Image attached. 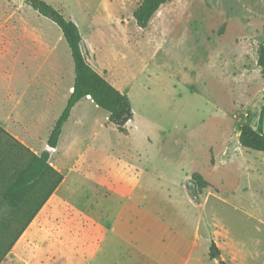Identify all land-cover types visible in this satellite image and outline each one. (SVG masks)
<instances>
[{
  "label": "rangeland",
  "instance_id": "1",
  "mask_svg": "<svg viewBox=\"0 0 264 264\" xmlns=\"http://www.w3.org/2000/svg\"><path fill=\"white\" fill-rule=\"evenodd\" d=\"M43 1L75 23L86 61L128 97L132 118L120 132L89 97L73 106L51 154L64 183L21 234L28 208L14 215L2 194L28 154L0 133V255L12 243L0 264H219L212 242L226 264H264V154L238 142L264 102V0H168L145 28L133 18L143 0ZM20 16L42 42L35 57L53 68L48 112L22 135L45 151L73 63L53 22L27 0H0V32ZM118 171L130 191L124 207L109 199Z\"/></svg>",
  "mask_w": 264,
  "mask_h": 264
},
{
  "label": "trees",
  "instance_id": "2",
  "mask_svg": "<svg viewBox=\"0 0 264 264\" xmlns=\"http://www.w3.org/2000/svg\"><path fill=\"white\" fill-rule=\"evenodd\" d=\"M167 1L143 0L142 4L133 14L136 25L139 28H145L159 7ZM27 5L38 15L50 20L58 27L62 38L68 46L73 63L74 78L72 91L67 99L65 108L50 130L47 146L52 149L56 147L62 127L68 120L71 109L78 101L87 97H89L96 107L107 114L109 123L113 124L118 131L123 132L124 125L132 118L129 99L125 94L114 88L103 76L94 71L86 61L80 49L81 36L75 23L67 20L60 10L43 0H27ZM257 66L262 68L264 72V45L259 48ZM263 120L264 102L256 128L253 129L245 125L240 129L238 142L241 147L264 154ZM0 133L11 142L18 144L2 128H0ZM26 153L28 154V161L22 169L12 175L9 185L2 194L3 203L15 213L14 215H17L16 212H18L17 210L20 209V206L25 205L24 207L28 208L26 222L18 234H21L25 226L34 218L63 179L62 174L49 164L48 152L42 151L41 154L35 155L26 150ZM191 179L197 184L199 189L203 187L197 175H192ZM46 184L49 186L46 194L40 200L33 198L32 196L36 195L38 190ZM11 246L12 243L0 255V262L3 255ZM216 251L218 250L212 242L209 251L211 258H214V252ZM219 264L226 263L225 261H220Z\"/></svg>",
  "mask_w": 264,
  "mask_h": 264
},
{
  "label": "crops",
  "instance_id": "3",
  "mask_svg": "<svg viewBox=\"0 0 264 264\" xmlns=\"http://www.w3.org/2000/svg\"><path fill=\"white\" fill-rule=\"evenodd\" d=\"M22 16L19 17V22L18 20L15 21L13 18L9 28L4 32H0V114H5V117H0V128L5 130L19 144L15 145L24 152L28 150L35 155H39L43 149L41 151L32 149L30 143L25 140L22 135H30L34 128L42 121L39 118L43 113L44 106L46 109V104L49 105V91H47L46 87H48V83H50V70L52 67L50 68L51 64L49 57H43V53H40V51L37 52L38 57H35L34 43L38 42L40 44L42 42H40L39 36L34 33L33 26L27 24V22H23L24 18ZM4 40L5 42H3ZM81 42L80 49L84 55ZM71 91L72 85L68 88L69 95ZM39 100H41V102ZM55 121L52 123L49 130H51ZM8 124H10L11 132L7 131V129H9L7 126ZM57 145L49 153L48 162L56 171L61 173V169L56 165L58 161L51 160V154L53 155L56 153ZM117 175L118 179L116 177V180L113 181L115 191L109 199L111 204L117 203V205L121 204V207H124V205H128L130 202V191L126 182L120 179L122 178V172L118 171ZM63 183L64 178L56 189ZM111 190L113 191L114 188L111 187ZM113 210L115 209L113 208ZM112 216H117V210ZM155 221L159 222L160 220L155 219L154 223H156ZM138 234L139 233H137V235ZM114 237L115 235L109 237L107 241L108 245H111V247ZM126 248L127 246H123L122 249V252L125 254L127 252Z\"/></svg>",
  "mask_w": 264,
  "mask_h": 264
},
{
  "label": "water",
  "instance_id": "4",
  "mask_svg": "<svg viewBox=\"0 0 264 264\" xmlns=\"http://www.w3.org/2000/svg\"><path fill=\"white\" fill-rule=\"evenodd\" d=\"M45 151L50 153L52 151V148L47 146ZM187 189H188V193L191 196V198L193 199V201H196L198 199V197H197V194H196V191H195L193 184L192 183L188 184ZM214 257H215L217 262H220L221 257L218 255L217 252H214Z\"/></svg>",
  "mask_w": 264,
  "mask_h": 264
}]
</instances>
